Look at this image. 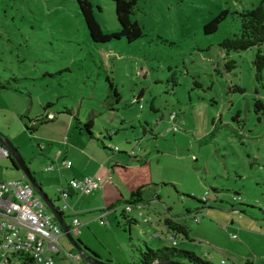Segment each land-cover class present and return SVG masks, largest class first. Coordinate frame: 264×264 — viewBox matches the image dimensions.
<instances>
[{
    "label": "rangeland",
    "instance_id": "374dc122",
    "mask_svg": "<svg viewBox=\"0 0 264 264\" xmlns=\"http://www.w3.org/2000/svg\"><path fill=\"white\" fill-rule=\"evenodd\" d=\"M89 1L103 32H119L114 0ZM260 5L264 0H138L133 19L144 37L134 43L122 39L97 44L76 0H0V82L12 83L0 92V135L27 163L42 154L38 169L31 170L38 184L43 188L46 181L52 183L53 170L44 168L61 150L57 135L68 118L76 125L66 109L84 123L94 122L100 146L103 141L114 155L132 158L134 152L143 159L145 176L154 179L149 200L161 198L141 210L144 216L134 207L129 223L121 204L106 215L109 227L98 219L81 236L73 235L85 238L103 262L138 264L148 247H174L210 264H233L231 245L244 239L257 253L258 264H264L262 230L235 233L233 241L226 224L202 214L207 204L200 202L207 197L216 205L220 195L223 205L259 220L264 229L259 211L264 209V74L257 78L258 48L228 55L221 47L239 33V13ZM223 11L230 15L217 32L206 34L205 26ZM260 49L264 53V45ZM231 61L234 68L228 65ZM107 77L117 85L120 103L112 97ZM48 102L54 104L48 111L57 120L28 130L33 125L29 119L46 115ZM173 112L178 115L175 124L169 120ZM21 178L11 161L0 156V181ZM111 183L116 185V179ZM50 198L60 208L66 203L57 195ZM168 209L179 218L188 211L202 214L200 224L189 221L191 241L177 235L175 244L163 220L154 222ZM61 243L74 257L80 255L64 233ZM56 264L84 263L56 256Z\"/></svg>",
    "mask_w": 264,
    "mask_h": 264
},
{
    "label": "crops",
    "instance_id": "0c3cea01",
    "mask_svg": "<svg viewBox=\"0 0 264 264\" xmlns=\"http://www.w3.org/2000/svg\"><path fill=\"white\" fill-rule=\"evenodd\" d=\"M49 114L54 115L55 121L57 120V117L54 113L50 112ZM66 122V127L63 128L60 133H58L56 138L58 147L61 148V150L55 153L51 159L50 157H48L50 159V162L46 164V167L44 168V170L47 171V168L49 166L54 167L52 172L48 171L52 174V183L50 182L48 184V182L46 181L44 183L45 185H43V190L49 197L51 195H57L59 197V190L61 188H66L68 190L69 197L67 199V204L70 206V208L74 209V212L69 210V222L67 224L69 227H72L73 217H78L80 219L82 227L81 233L78 236L84 234L85 228L89 227L90 223H96V221L103 214L107 215L108 213H110V211L113 210L110 209L113 205L117 204L121 200H127L128 198H130L133 192L140 188H145L144 202L142 203L143 209H151V202L160 200L161 197L159 195H155V200H149L150 195L147 193V191L149 190V184L153 183L154 179H152V177L148 178L147 176H145L146 174H144L143 172V170H145L144 164H142L141 162V164H138L135 159L126 158L121 155H109L108 153L103 151L104 147L102 149V145L100 146V144L96 143L94 139L90 138L88 135L81 134L80 130L75 129L74 123L72 122L71 118H68ZM41 155L42 154L36 155L34 159L29 161L31 170L38 169L39 164L37 166V161L39 159V156ZM0 156L4 157L1 155V153ZM136 157L138 156L136 155ZM68 161L72 162L71 167L66 166L65 163ZM43 164L45 165L44 160H42V165ZM116 170H119V172H117ZM33 174L35 176L34 172ZM67 174H71L72 179L69 180ZM87 176L94 178L95 181L100 184V187L95 190L93 194L89 196H81L73 189L69 188V182L71 180L83 179ZM109 177H111V182L116 179V185L114 183H107ZM215 198L216 201L220 203H216L217 206L207 203V209H205L202 214H204L205 212L209 216L219 218L224 225H230L227 231L232 236L236 235L235 233L240 232V236L244 234L254 235L255 232L253 231L259 230H262V232H264V229H262V225L261 227H259V220H256L252 216L250 217L249 215L244 214L237 209L228 208L226 205H223V201L220 200V195ZM225 208H228L229 210H226ZM131 213H133V211ZM131 213H128L126 215L128 217H131ZM196 214L202 215L201 213ZM160 215L162 216V218H153L155 223L161 224L163 220L164 225L168 229L167 232H169L170 235H175L176 239L177 235L178 238H180L179 236H182L186 240L191 241L189 221H195L193 220V215H191L190 211H188L182 218L174 215L171 209H168V212L166 214L160 213ZM142 216H144V214ZM166 220H170L171 222L187 227L190 232L189 238H186L183 234L174 232L169 229V227L166 225ZM200 222L197 224H200ZM149 223L152 226L151 222H148L147 224ZM232 236L230 238L233 241L237 239H233ZM80 240L86 247H89L93 250V248L87 242V240H85V238H81ZM231 246H233V250L229 251L231 253L230 255L231 260H233V264H243L248 260L252 261L254 264H258L260 262L257 257V253L252 249L250 243L246 240L243 239L241 245L232 244ZM261 256L264 260V253Z\"/></svg>",
    "mask_w": 264,
    "mask_h": 264
},
{
    "label": "trees",
    "instance_id": "16d2710c",
    "mask_svg": "<svg viewBox=\"0 0 264 264\" xmlns=\"http://www.w3.org/2000/svg\"><path fill=\"white\" fill-rule=\"evenodd\" d=\"M84 21L86 23L88 32L90 34L91 39L97 44H108L113 40H122L125 39L129 43H134L135 41L144 37V33L142 27L139 25L137 21L133 19V17L137 14V4L138 0H114L116 6V16L120 25V31L114 33L112 35L105 34L96 18L94 6L89 0H76ZM230 15L229 11H223L219 17L211 21L208 25L205 26L204 30L206 34H213L218 31L219 25L221 22ZM241 27L239 33L226 38L221 47L226 51L229 55L232 52H241L248 51L252 48H258L254 59V65L256 68L257 78L262 79L264 74V53L261 51L260 47L264 45V6L260 5L251 10H245L239 13ZM228 65H231L234 68L235 63L233 61L229 62ZM107 82L109 83L110 90L112 92V97L116 98L117 103L121 101V95L117 89V85L113 82L110 77H107ZM17 83V80L14 81ZM11 82L7 81L6 83L0 82V92L4 90H8L11 86ZM236 91L243 92L241 88H236ZM138 103V101H137ZM54 104L48 102L44 107V111L46 115H42L37 119L30 120L32 123V127L28 130L35 132L37 130V126L39 124H44L47 122H54L53 120H49L47 115L50 113L48 111ZM257 107H262L263 102L261 100L256 101ZM152 109L155 110V107L152 105ZM115 111L114 108L111 109ZM66 113L71 115L75 122V129L80 130L81 134L88 135L90 138L101 142L99 139L95 137L93 133V129L95 127L94 122L89 120L87 122H82L78 115L72 114L70 109H66ZM147 131L145 130V134ZM153 133V131L151 132ZM109 135V134H108ZM211 135V134H210ZM110 140H112L111 136H108ZM102 146L105 150H109L112 152V156L116 152L114 149H108L106 144L102 141ZM127 154V153H126ZM128 155V154H127ZM129 156V155H128ZM132 159H135L137 162H143L142 159H138L136 155H130ZM10 160V158L8 157ZM29 164V163H28ZM145 188H140L133 192L128 200H121L117 204L113 205L110 209H117L121 204L126 205H139L144 202V190ZM202 204L206 205L207 203L200 201ZM249 207V206H248ZM251 207V206H250ZM234 209V206H231ZM253 208V206H252ZM262 218L264 219V209H259ZM64 218L65 215L63 214ZM124 220L131 222L130 218L126 215L125 212L122 214ZM166 225L174 232L183 234L186 238H189V230L187 227L181 224H177L171 222L170 220H166ZM80 246H82L87 252L98 257L94 252H92L88 247L84 245V243L80 239H76ZM99 258V257H98ZM84 264H89L84 258H82ZM166 262H180L182 264H210V262L203 260L196 253L186 250L177 249L174 247H164L159 250H153L151 248H147L144 252L140 253L138 263L141 264H158V263H166ZM27 264V263H25ZM28 264H33L32 260L28 261ZM243 264H254L252 261H246Z\"/></svg>",
    "mask_w": 264,
    "mask_h": 264
},
{
    "label": "built area",
    "instance_id": "2783aa9c",
    "mask_svg": "<svg viewBox=\"0 0 264 264\" xmlns=\"http://www.w3.org/2000/svg\"><path fill=\"white\" fill-rule=\"evenodd\" d=\"M49 120L54 119V115L48 114ZM178 115L173 112L170 115V123L177 122ZM177 132L179 128H172ZM2 156L8 158L9 154L6 150H1ZM132 155H135L133 152ZM71 167L72 162L65 163ZM53 166H49L47 171H52ZM107 183H111V177ZM100 187V184L92 177H84L83 179H74L69 182V188L73 189L81 196H89ZM69 197L68 190L61 188L59 190V198L64 200L65 205L59 211L64 214L65 211L73 208L67 204ZM208 203L207 197L202 199ZM134 207L140 210V216L143 215L142 203L139 205H126L124 212L131 213ZM196 223L200 222L199 214L192 216ZM102 226H110L106 220V214L99 218ZM146 223L150 219L145 220ZM82 223L78 217H73L72 227H70L72 235L81 233ZM225 229L228 226H224ZM63 229L49 209L46 202L36 193L30 181L22 174V178L14 181H0V264H28L29 260L33 264H56V256H64L66 258L82 261V257H74L72 253L66 251L61 243ZM233 239L237 236L233 235ZM173 242L176 244L177 239L172 236Z\"/></svg>",
    "mask_w": 264,
    "mask_h": 264
},
{
    "label": "water",
    "instance_id": "95a60500",
    "mask_svg": "<svg viewBox=\"0 0 264 264\" xmlns=\"http://www.w3.org/2000/svg\"><path fill=\"white\" fill-rule=\"evenodd\" d=\"M0 149L6 150L8 152L13 168L17 171H20L30 181L36 193L46 202L49 209L52 211V213L60 223L64 234L68 236V238L71 240L74 248L79 252L80 256L84 258L89 264H111L109 262H103L100 258L90 254L82 246L79 245L78 241L72 235L70 227L68 226L63 214L59 211L57 202L53 201L43 190L42 186L38 184L34 174L30 169L29 164L20 154L18 149L12 143L6 141L1 135H0ZM158 264H182V263L166 262V263H158Z\"/></svg>",
    "mask_w": 264,
    "mask_h": 264
}]
</instances>
